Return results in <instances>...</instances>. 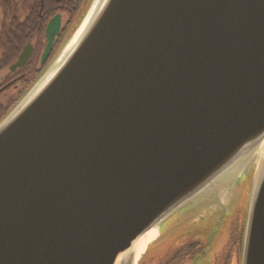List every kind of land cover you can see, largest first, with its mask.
Instances as JSON below:
<instances>
[{
	"label": "water",
	"instance_id": "obj_1",
	"mask_svg": "<svg viewBox=\"0 0 264 264\" xmlns=\"http://www.w3.org/2000/svg\"><path fill=\"white\" fill-rule=\"evenodd\" d=\"M240 203L264 264V0H90L0 120V264H138Z\"/></svg>",
	"mask_w": 264,
	"mask_h": 264
},
{
	"label": "flooded vegetation",
	"instance_id": "obj_2",
	"mask_svg": "<svg viewBox=\"0 0 264 264\" xmlns=\"http://www.w3.org/2000/svg\"><path fill=\"white\" fill-rule=\"evenodd\" d=\"M89 1L0 0V120L47 66L66 35L76 27ZM56 17L59 31L54 35L48 53L43 56L47 45L45 30ZM21 25L36 26L37 30L30 37L21 38L22 46L19 36ZM25 48L29 55L23 65L16 66ZM241 204H237L232 212L225 213V229L222 226L214 239L213 223L217 222L204 220L199 224L194 214H176L160 228L159 254L156 253L157 248L151 249V259L145 258L149 257L150 252L147 251L138 264H240L243 236Z\"/></svg>",
	"mask_w": 264,
	"mask_h": 264
},
{
	"label": "trees",
	"instance_id": "obj_3",
	"mask_svg": "<svg viewBox=\"0 0 264 264\" xmlns=\"http://www.w3.org/2000/svg\"><path fill=\"white\" fill-rule=\"evenodd\" d=\"M35 27L36 26H27V25H21L20 26V28H19V36H20V44H21V46L23 45V41L21 40V38L22 37H30L33 33L37 32ZM69 33L66 35V37L69 35Z\"/></svg>",
	"mask_w": 264,
	"mask_h": 264
},
{
	"label": "bare ground",
	"instance_id": "obj_4",
	"mask_svg": "<svg viewBox=\"0 0 264 264\" xmlns=\"http://www.w3.org/2000/svg\"><path fill=\"white\" fill-rule=\"evenodd\" d=\"M151 231L149 232H146L144 233L137 241L138 245L140 244V248H143L144 247V244L146 243V241L149 239V235H151ZM136 243V244H137Z\"/></svg>",
	"mask_w": 264,
	"mask_h": 264
},
{
	"label": "rangeland",
	"instance_id": "obj_5",
	"mask_svg": "<svg viewBox=\"0 0 264 264\" xmlns=\"http://www.w3.org/2000/svg\"><path fill=\"white\" fill-rule=\"evenodd\" d=\"M63 43V42H62ZM247 183H249V178H248V181H247ZM248 191V190H247ZM248 195V194H247ZM247 195L246 194H244L243 195V198H244V203H245V199H246V197H247ZM226 223V222H225ZM224 226V228L223 229H225V224L223 225ZM223 237V234H221V238ZM159 241V238L156 240V242L155 243H157ZM155 249V248H154ZM159 248H157L156 249V253L157 254H159ZM150 252V251H149ZM149 257L148 256H146L145 258H148V260H150L151 259V257H152V253L150 252L149 254ZM157 257H155V259H156ZM146 261V260H145Z\"/></svg>",
	"mask_w": 264,
	"mask_h": 264
}]
</instances>
